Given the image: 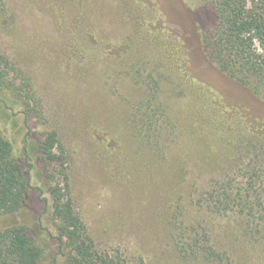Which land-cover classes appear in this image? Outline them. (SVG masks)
<instances>
[{
  "label": "rangeland",
  "instance_id": "obj_1",
  "mask_svg": "<svg viewBox=\"0 0 264 264\" xmlns=\"http://www.w3.org/2000/svg\"><path fill=\"white\" fill-rule=\"evenodd\" d=\"M216 22L211 0H0V46L14 69L0 81V133L24 168L31 164L25 205L0 214V231L27 224L44 248L42 264H72L48 208L39 150L44 133L57 129L76 209L101 253L128 264H204L203 255L197 263L180 253L174 235L186 228L187 242L190 231L201 238L199 248L264 264V227L253 233L237 202L221 212L210 198L214 181L240 160L242 142L258 146L245 159L264 164V91L219 69L204 39ZM139 58L179 127L165 148L132 121L148 93L130 72ZM21 80L31 82L45 116L32 115L31 133L26 107L7 86Z\"/></svg>",
  "mask_w": 264,
  "mask_h": 264
},
{
  "label": "trees",
  "instance_id": "obj_2",
  "mask_svg": "<svg viewBox=\"0 0 264 264\" xmlns=\"http://www.w3.org/2000/svg\"><path fill=\"white\" fill-rule=\"evenodd\" d=\"M211 4L217 13V22L204 34V39L213 60L221 71L252 88L255 93L263 92L264 0H211ZM161 42L165 44V40ZM12 70H14L12 64L0 46V81L6 82ZM147 71L149 62L146 58H139L133 62L130 72L141 84L147 86L148 93L145 101L140 102L132 114V121L137 131L140 130L156 146L165 148L163 143L165 138V141H171L180 137L179 127L174 124L166 107L158 104L151 80L159 85L160 81L156 80L153 71ZM22 81L20 84L9 81L7 86L18 95L26 107L25 120L28 133H31L32 115L40 120L45 116L31 82ZM158 119L166 120L162 130H159V122L157 125ZM249 146L258 147L255 142L240 144L243 151L240 160L230 173L214 181L210 198L221 212L227 211L231 202H237L248 220L246 227L259 234L264 227V214H257L255 210L264 205V193L258 188V185L261 186L260 184L264 182L261 174L264 171V164L262 159H258L255 164L253 159H245V153H250ZM39 150L46 163L45 177L51 183L48 208L56 223L63 252L69 261L72 264H128L121 256L101 253L89 235L87 224L76 209L65 149L57 129H50L44 133L39 142ZM23 151L29 161L26 141ZM28 165L29 168L25 169L14 156L11 142L0 133V214L15 213L24 207L31 188V164ZM192 232L190 231L191 242L186 241L188 233L186 228H179L174 235L177 247L184 256L195 259L197 263L201 262L203 255L204 264H239L229 253L216 250L209 244L199 248L201 238L196 236V233L192 235ZM43 257L44 248L27 224L13 225L0 231V264H42Z\"/></svg>",
  "mask_w": 264,
  "mask_h": 264
}]
</instances>
